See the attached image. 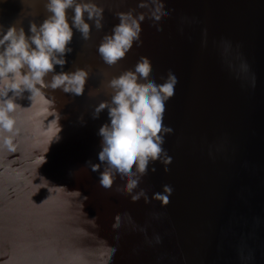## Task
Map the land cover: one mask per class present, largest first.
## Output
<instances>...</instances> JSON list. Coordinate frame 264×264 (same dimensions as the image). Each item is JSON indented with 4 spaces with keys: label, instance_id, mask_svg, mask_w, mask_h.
I'll use <instances>...</instances> for the list:
<instances>
[{
    "label": "water",
    "instance_id": "95a60500",
    "mask_svg": "<svg viewBox=\"0 0 264 264\" xmlns=\"http://www.w3.org/2000/svg\"><path fill=\"white\" fill-rule=\"evenodd\" d=\"M44 2L0 0V28L22 27L30 37V23L51 15ZM93 2L104 8L103 29L85 13L91 38L83 40L72 26L74 8L66 9L72 51L44 77L48 83L86 68L84 94L44 87L14 97L15 152L0 142V264H264V0H163L173 10L159 22L163 30L146 17L143 44L134 41L112 67L98 46L120 23L116 13L147 9L139 0ZM141 56L150 59L149 79L157 84L169 70L178 77L163 117L173 129L162 145L172 157L169 171L150 162L133 191L144 189L148 203L117 192L127 182L118 173L112 188H103L106 162L99 172L87 165L100 163L98 132L110 124L107 109L93 118L94 107L111 100L107 81L134 70ZM164 185L173 188L166 206L152 198ZM117 214L121 227L113 229Z\"/></svg>",
    "mask_w": 264,
    "mask_h": 264
},
{
    "label": "clouds",
    "instance_id": "9594fccd",
    "mask_svg": "<svg viewBox=\"0 0 264 264\" xmlns=\"http://www.w3.org/2000/svg\"><path fill=\"white\" fill-rule=\"evenodd\" d=\"M41 0H21L23 5L39 4ZM138 7L147 9L138 14L135 9L117 12L120 23L113 28V34L104 35L98 46V54L104 64L115 66L125 58L126 53L133 47L143 44L141 39V22L150 19L157 32L163 29L159 26L162 18L168 17L173 10H165L163 0H139ZM44 8L51 13L42 24L37 26L30 23L32 35L26 38L24 29H17L14 25L6 32L0 28V142L9 152H15L14 140L19 134L17 121L13 115L17 104L14 97L19 96L24 90L31 92V97L37 89L44 87L53 90L61 89L64 93L73 96L84 94L86 80L89 71L86 68H78L72 73L61 72L45 83L46 74L54 71V65L64 66V56L72 49L68 47L73 38V30L66 18V9L74 8L72 26L80 32L85 41L91 38V26L85 22L93 21L97 31L104 27V8L93 0H46ZM187 19V18H185ZM183 29H181L182 31ZM206 31V30H205ZM34 45V47H32ZM243 68L248 71L247 63ZM22 69H26L22 74ZM103 75L108 73L101 69ZM152 65L147 56H141L134 70L123 71L118 76H112L107 81V87L112 90L111 100L101 101L94 107L93 118H98L104 110H108L110 124L106 123L99 129L98 135L102 137V147L98 154L100 163L88 161L87 165L92 172H99L101 163L106 162L105 170L100 172V185L105 189H111L118 173L121 180L126 179L123 187H117V192L131 195L133 202L144 198L145 203L150 202L144 189L135 192L139 186L141 177L147 175L150 162L159 160L165 165L164 171H169L167 165L172 162V157L162 147L165 142V134H171L173 129L163 123L166 111L165 102L175 94V86L178 77L169 70L163 83L157 84L149 77ZM145 81V82H140ZM256 84L255 76L251 78V86ZM37 85L40 87L38 88ZM9 91L13 93L8 96ZM99 90L97 89L96 92ZM95 94V93H93ZM30 97V98H31ZM83 122V117H80ZM60 131V130H59ZM56 140L60 137L57 135ZM44 162V161H43ZM135 169V170H133ZM152 172L156 168L151 169ZM173 192L170 185L163 186L162 193H155L152 197L159 200L162 206L170 203L169 197ZM36 195V194H35ZM88 199L87 196L84 197ZM124 216L131 220L128 213ZM95 219V217H93ZM156 218H159L157 216ZM113 229L121 227V215L115 216ZM146 232L145 228L139 229ZM119 240V234L115 237ZM155 242L160 243L161 237L155 236ZM117 249H112V254Z\"/></svg>",
    "mask_w": 264,
    "mask_h": 264
}]
</instances>
